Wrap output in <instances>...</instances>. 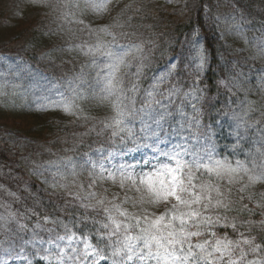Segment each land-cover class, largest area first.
Masks as SVG:
<instances>
[{
  "label": "snow or ice",
  "instance_id": "obj_1",
  "mask_svg": "<svg viewBox=\"0 0 264 264\" xmlns=\"http://www.w3.org/2000/svg\"><path fill=\"white\" fill-rule=\"evenodd\" d=\"M28 2L49 9L46 15L55 14L60 22L57 29L42 31V36L59 35L65 25H76L88 37L68 47L86 57L87 63L64 80L70 97L57 87L60 99L51 107L89 121L95 118L83 115L76 101L92 100L98 107H108L111 115L97 122L98 130L93 124L81 134L82 144V137L94 132L102 138L99 147L78 157L49 161L44 172L34 170L54 192L64 193L60 211L71 215L41 218L34 210L22 213L10 204H0L4 209L0 212V264H264V192L258 194L259 199L249 192L257 184L264 185V125L259 120L249 123L256 109L255 102L248 100L241 101L246 106L243 115L222 111L220 119L202 123L197 103L202 99L199 82L208 52L200 27L193 28L183 41H169L181 51L143 87L151 66L146 49L152 52L156 41L121 43L135 33L115 31L134 27V16L124 23L114 18L113 24L96 27L92 20L85 22L90 15L108 14L113 0ZM167 2L180 9L174 15L190 10L188 0ZM126 10H132V5H125L121 13ZM140 11L135 9L136 14ZM199 11L212 18L206 3ZM231 18L235 20L234 15ZM215 20L219 24L220 17ZM235 27L243 36L241 25ZM256 47L264 55V34L256 38ZM9 59L0 57V63L15 69L14 78L23 80L25 73L31 76L30 67L19 61L8 63ZM185 70L194 77L187 91L181 81ZM6 77L7 73L0 72V97L7 98L9 88L13 94L25 88ZM240 83L238 78L231 85L221 81L229 90L239 88ZM258 86L264 92V76ZM225 126L234 142L219 150L217 137L224 134ZM253 129L256 135L250 137ZM244 144L249 145L247 150ZM65 151H78L75 141ZM84 173L87 184L77 183ZM69 177L71 184L61 182ZM105 185L118 191L110 192ZM9 195L18 199L14 193ZM231 212L237 215L230 216ZM243 214L262 218L242 219ZM31 216L36 222L29 227L22 221ZM221 229L224 235L219 234Z\"/></svg>",
  "mask_w": 264,
  "mask_h": 264
},
{
  "label": "trees",
  "instance_id": "obj_2",
  "mask_svg": "<svg viewBox=\"0 0 264 264\" xmlns=\"http://www.w3.org/2000/svg\"><path fill=\"white\" fill-rule=\"evenodd\" d=\"M183 2L184 0H181V4ZM205 3L210 9V15L212 17L211 19L199 11L200 5ZM188 4L190 10L183 16L173 14L174 10L178 13L180 9L172 4L169 5L171 6L169 10L156 9L155 11H152V7H150L148 9V15L145 14V19L150 20L152 22V26L154 25L155 30H150L148 35L151 40L156 41L157 47L150 53L147 52L146 49V55H148L150 58L151 66L150 69L147 70V75L142 86L147 87L151 82L150 77L152 74L162 70L171 57L177 55L181 51L179 45H176L175 48H173L169 41L171 40L172 44H175L176 39L183 41L185 35L190 34L193 28L199 26L202 43L208 52V63L204 71L201 73L199 82V87L202 89V92L200 93L202 99L197 103V107L203 112L202 123L210 124L213 123L214 118L220 119L221 116L219 114L224 111L221 110L222 105L229 106L227 111L229 113L235 111L242 114L246 106L241 104V101L248 100L255 102L253 104V107L256 109L254 112L258 113V115L255 114L256 116H254V112H252V118L249 121L254 123L255 121L259 120L261 124L264 125V115H262V113H264V96L262 94L259 96H254V91L250 84L253 82L252 79L254 78V75L251 77L248 75L250 72L257 73V67L254 65L253 67L249 66L241 69V72H235V70L231 69L230 64L232 59H234L232 55L235 53L233 50H229V52L232 54L231 55L226 49V43L222 39L220 26L215 20L217 16L221 18L223 13L222 6H227L232 16H235V21L241 22V26H244L245 31L250 30L252 33H255L257 29L261 28V25H264V0H188ZM24 5L27 6L26 4ZM139 6L140 4L138 6L132 7L137 9ZM141 13L142 12L140 11L139 14L141 15ZM24 15L25 19L30 21V28L26 27L25 25L24 27H20L16 38L20 37L21 34H27L29 36L27 40L29 49H25L26 52L24 53L17 51H2L3 55L10 58V60L19 61L24 64L29 62L36 69L39 68L37 70L43 75L46 83L47 80H49L48 84H51V86L58 87L60 91L65 90L66 87L64 86V80L73 75H71V73L74 72L73 70H80V67L87 63V58L80 55L76 51H72V56L70 57L72 59L67 60L68 64H64L63 69L65 70L57 72V69L49 67L55 70V74L49 71L47 68L44 69L43 67H39L35 65V63H32L30 60H36L38 52H42V55H49L54 51V49L49 50V46L46 44H41V40L35 41L36 38L40 37H34V35L37 34L35 33L37 31V28H35L36 20H30L34 17H31L27 14ZM129 16L134 15H118L117 18L119 19L120 23H124V21ZM137 16H134V19L132 20L134 27H125L123 29H119L124 32L135 33L129 37L133 38L135 41L137 40L139 29L145 24L144 21L139 22L140 20L137 18ZM241 16H243V20L241 19ZM90 19L91 17L89 16L87 20ZM47 38L50 42H48L49 45H52V36H48ZM129 38L121 43L132 42L133 40H129ZM78 41L80 40L78 39ZM238 43L239 42L235 44V47H237ZM69 46V43H61L62 48L68 49ZM56 59L57 58H55V56H50V58H46L44 60H49L51 63H54L57 61ZM232 64H234V60ZM72 67L75 69H72ZM234 72L237 74L235 77H238V74H243V76H239L242 78V80L239 79L243 84L241 88L242 90L237 94L232 91V96H229L227 88L221 84V81L227 83V81H229L228 78H231L232 75L234 76ZM193 79L194 77L189 75V70H185L183 72L181 81L184 91L189 90L193 83ZM89 102L94 108L98 109L94 111H97L96 114L99 115L102 111L97 106L96 101L89 100ZM176 103H179V99H177ZM194 103L196 102L194 101ZM52 111V109L43 111L42 109L32 107L25 102H23V105L21 106L15 105L13 111L10 112L12 113L11 134H1L0 162L2 164H6V161H8L5 155L11 152L5 150L9 149L12 151L16 149L14 150L13 154L15 162H13L11 165V174L15 173L17 177H21L22 179L24 178V180H22L24 184V181H27L29 176L34 177V170L40 171L42 168L47 167L49 161L59 160L61 157L65 156L78 157L83 152L99 147L100 143L102 142V138H98L93 132L91 135H85L82 137L83 143L81 144V137L77 138V136L84 133V129L82 132H80V128L73 132L72 128H76L75 124L73 126H67L66 124L62 123L67 121V116L62 118V115L58 114V112L53 113ZM186 111L190 113L191 109L187 108ZM7 113L9 114V112ZM1 118L9 119L6 116ZM57 121H62L61 123H58L62 124V126L58 127ZM88 130L89 129L86 128L85 133L88 132ZM227 132L228 128L225 126L224 134L217 137L219 150H222L225 145H230L234 142L231 137H227ZM248 135L250 137H254L256 135L254 129L250 130ZM74 141L78 151H65L66 149H71L74 146ZM6 143L8 146L5 145ZM243 147L247 150L249 145L244 144ZM21 152H26L30 155V157H32L34 162L33 166L29 168L28 166L22 165V163L17 159ZM240 159L243 158L240 157ZM45 176H49V174L45 172ZM35 177H37V175H35ZM29 182L30 181L27 182V186H31L29 187L28 191L32 193L20 192L18 201L27 207L28 204L31 205L32 203L33 205L30 208H38V211L42 213L43 210V213L48 215L51 209L49 208V199L51 198H48L41 192L37 193L35 191L37 184L34 179L30 184H28ZM34 191L37 194H35ZM259 192L256 195V199H258ZM249 207H252V205L250 204ZM43 213L41 215H43ZM67 214L71 215V212H67ZM229 215L235 216L237 213L231 212ZM241 218L259 220L262 217L259 215L249 217L247 214H243ZM219 234L224 235V230H219ZM228 234L231 238L235 239V236L230 230ZM261 235H264V233ZM257 242H261V238L259 236L257 237Z\"/></svg>",
  "mask_w": 264,
  "mask_h": 264
},
{
  "label": "rangeland",
  "instance_id": "obj_3",
  "mask_svg": "<svg viewBox=\"0 0 264 264\" xmlns=\"http://www.w3.org/2000/svg\"><path fill=\"white\" fill-rule=\"evenodd\" d=\"M26 4L27 6H25ZM140 4V9H141V15L138 13H135V9L132 7V10H126L123 14L121 13V10L125 8V5H132V6H138ZM167 0H113L112 4L109 6L110 7V12L103 17H91L90 20H92V27H96L98 24L100 25H108V24H113L114 23V18H117L118 15H134L137 16V18L140 20L139 22L144 21V25H142V28L139 29V33L137 35V40L135 41L133 38H129V40H133V43H140L141 41L147 43L148 41L151 40L149 37V31L150 30H155L154 25L152 26V22L150 20H146L145 14L148 15V9L150 7L152 11H155L156 9H170L171 6H169ZM143 6V7H142ZM138 7V8H139ZM222 16L220 18L221 22L219 23L221 32H222V39L226 43V49L231 51H234L233 56L234 59H232V62L234 60V64H230V67L232 70H235V72L239 71L241 72V69L246 68V67H253L256 66L257 73L250 72L248 75L249 77L254 75V78L252 79L253 82L250 83L251 87L254 91V96H259L263 95L264 92H261L259 90V79L261 76H264V55H261L259 52V49L256 47V38L260 37L262 34H264V25H261V28L257 29L255 33H252V31L247 30L245 31L244 26H241L240 31L243 33V36L240 35V33L237 31L235 25L236 24H242L241 22H237L233 20L232 14L229 12V9L227 6H222ZM49 12V9H41V8H35L30 5L28 0H0V57H6L3 55L2 51H12V52H21L24 53L26 52L25 49L28 48V38L29 36L26 34H21L20 37L16 36L18 35V30L20 27H24V25L28 28H30L29 20L25 19V15L27 14L31 17L30 20H36L35 28H37V31L34 35L40 36L39 38H36L35 41H40L41 44H46L49 46L50 49H54L53 52H51L49 55H42V52H38V56L36 57V60H30L32 63H35V65L39 67H43L44 69L47 68L49 71L54 73V69L49 68L53 67L57 69V72H61L64 67V64H68L69 59L72 56V51H68L66 48L61 47V43H79L81 42L82 39L86 40L88 37L84 34H81L77 30L76 25H65L63 32L59 35H54L52 36V45H49V39L47 38L48 36H42L41 32L46 31L48 27H51L53 29H57L58 24L60 23L55 19V14L51 15H46V13ZM22 19V20H21ZM20 20V21H19ZM147 21V22H145ZM85 22H89L87 18L85 19ZM252 27V26H251ZM263 28V30H262ZM71 29V31H69ZM29 31V30H28ZM116 32H120L121 30L115 29ZM75 33V36L73 35ZM43 37V38H42ZM148 38V39H147ZM78 39L80 41H78ZM128 39V38H127ZM126 40V39H124ZM122 40L121 42H123ZM247 41V42H246ZM49 42V43H48ZM238 43L237 47H235V44ZM45 49V48H43ZM6 54V53H4ZM45 56V57H44ZM50 56H55L57 58L56 62L51 63L49 60H44L46 58H50ZM235 57H236V62H235ZM66 60H65V59ZM18 61L10 60L8 63L15 64ZM28 62V61H27ZM23 65L30 67L31 70V76L28 74H22L24 76L23 80L16 79L13 77V72L15 69L9 70L7 67V63H0V72H5L7 73V79L20 84L23 83L25 85L24 89L16 90V94H13V89L9 88L8 89V97H0V138L1 134H11V127H12V112L13 109L15 108V105L21 106L23 105V102L27 103L28 105L32 107H36L41 109L39 106L40 105H47L45 109H42L43 111H47L49 109H52L53 113L58 112V114L62 115V118L64 116H67V121H57L58 123H64L67 126H73L75 124L76 128L73 129V132L76 131L77 129L80 128V132L84 129V133L86 131V128L90 129L93 127V124H97V130L99 128L98 121L104 119L105 117H108L111 115L110 109L108 107H99V109L102 111L100 112L99 115L96 114L98 110L97 108H94L92 104H90L89 100H78L76 103L80 106L81 109H83V115L93 117L95 118L94 120H89L85 121L82 118L77 119L76 116L69 115L64 113L63 111L59 109H53L51 107L52 102L57 101L60 99V97L57 94V87L56 86H51V84H48L45 82L43 75L38 72L37 69L33 67L29 62L28 63H23ZM236 65V67H235ZM236 68V69H234ZM72 69H75L72 67ZM74 72L71 73L74 74L75 72H78L79 70L75 69L73 70ZM72 72V71H71ZM234 76L232 75L231 78L229 77V81H227V84L231 85L235 83L236 79H241V77H235L237 74ZM55 74V73H54ZM247 79V77H246ZM248 80V79H247ZM224 85V84H223ZM242 83H240V87H231L227 88V92L229 96H232V91L234 93H239L242 89ZM64 86L66 87L65 90H62L65 93V96L70 97V93L67 91V86L64 83ZM225 87V86H224ZM60 90V89H59ZM229 99V98H227ZM81 101V102H80ZM194 102V101H193ZM229 106L222 105V109L224 111H228ZM9 112V114L7 113ZM60 112V113H59ZM241 114V113H239ZM258 115V113L254 112V116ZM11 115V116H10ZM243 115V113L241 114ZM6 116L9 119H2L1 117ZM59 116V115H58ZM97 116V117H96ZM252 118V113H250L248 119L250 120ZM249 123H251L249 121ZM83 125V126H81ZM62 126V124H58V127ZM6 136V135H5ZM85 136V135H84ZM83 136V137H84ZM7 137V136H6ZM81 137V134L77 136ZM5 138V137H3ZM8 146V144H5ZM16 150V149H14ZM14 150H5L9 151L11 153L6 154V164H2L0 162V204H10L12 206L13 210H18L19 212H25V210H34L41 218L45 216L46 214L38 211L37 209H32L30 208L33 204L31 203L28 204L27 206H24L21 202L18 201V199H14L13 196L9 195V193H14L15 197L18 198L20 195V192H29L28 189L31 185L27 186V182L30 181L28 184L31 183V181L36 182L37 188L35 191L37 193H42L46 195L49 199V204H50V212L48 213L49 216H56V215H68L67 213L61 212L60 209L64 207V200L65 196L64 193L61 192L60 190H56L55 192L53 191L52 188H50L47 184L43 183V178L42 177H32L29 176L27 181H24L25 184L23 183L21 177H17L15 173H12V167L11 165L13 162H15V159L13 157ZM244 158L243 156H241ZM23 166H28L29 168L33 166V159L30 157V155L26 152H21L20 156L17 158ZM3 162V161H2ZM46 167L42 168L40 171L44 172V169ZM49 177V181L51 182V177ZM72 177L68 178V181H61L62 183H69L71 184ZM83 182L85 185L87 184V173H84L81 175L77 183ZM247 183V180H245ZM106 187L109 188L110 192H116L118 191L117 188L112 187L111 185H105ZM36 187V185H35ZM76 189L73 188V191ZM34 191L35 194H37ZM99 191L103 192V189H99ZM260 191V192H259ZM249 192L257 194L258 192H264V185L262 184H257L254 187H251L249 189ZM25 193V195H26ZM32 193V192H29ZM259 199V196H258ZM36 208V207H34ZM4 209L0 208V212H3ZM22 222H27L29 227L32 226L36 222V217L31 216L29 220L27 221H22ZM47 227H51V225H47ZM43 235V233H42Z\"/></svg>",
  "mask_w": 264,
  "mask_h": 264
}]
</instances>
